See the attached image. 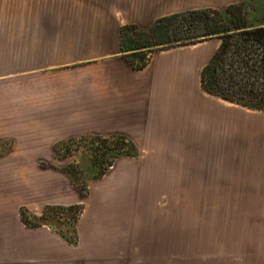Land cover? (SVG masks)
<instances>
[{
	"label": "crops",
	"instance_id": "crops-1",
	"mask_svg": "<svg viewBox=\"0 0 264 264\" xmlns=\"http://www.w3.org/2000/svg\"><path fill=\"white\" fill-rule=\"evenodd\" d=\"M125 4L114 15L95 4L35 16L23 9L20 27L0 24L7 28L0 31V142L11 141L9 153L44 155L54 140L75 135H126L137 145L148 143L153 157L113 165L90 181L85 197H78L63 168L0 163V264H264V180L244 186L245 195L224 197L225 204H245L244 213L217 207L212 255L191 261L176 254L189 253L191 234L205 225L199 214L174 210L167 135H198L200 114L205 124L201 72L221 40L170 45L136 69L122 49L121 28L153 24L143 26L131 0ZM146 5L147 13L163 15L240 5L250 25L264 26V0ZM43 12L48 18L40 20ZM10 27H16L12 33ZM221 198L215 196L217 205ZM49 203L82 205L74 231L56 222H21V207ZM191 220L198 222L192 233Z\"/></svg>",
	"mask_w": 264,
	"mask_h": 264
},
{
	"label": "rangeland",
	"instance_id": "rangeland-1",
	"mask_svg": "<svg viewBox=\"0 0 264 264\" xmlns=\"http://www.w3.org/2000/svg\"><path fill=\"white\" fill-rule=\"evenodd\" d=\"M125 3L126 0H0V24L5 26L10 22L12 26L15 22L20 27L23 9H27L26 15L35 16L40 11L62 10L64 5L75 4L85 8L95 4L114 15L117 8L126 7ZM131 4L136 11L133 12L134 15H137L143 26L154 24L158 19L167 16L160 12L147 13L144 10L147 0H131ZM45 16L46 12H43L40 20L48 18ZM175 27V24L169 27L172 31L169 33L171 39H175L177 35L179 37L174 31ZM15 28L10 27L8 30L12 33ZM148 28L131 29L129 34L140 41L141 35ZM4 30L7 28L0 27L2 35ZM154 31L153 35L148 33L152 35L148 40L151 44L166 39L167 34L162 36ZM166 48L169 46L153 45L150 57L153 52ZM206 98L205 124L202 123L203 115L200 114L198 135H167L172 155L167 157L166 162L172 163L175 168L172 189L175 198L174 210L188 212L191 218L199 214L201 221L198 222L205 225L200 233L195 231L194 238L191 234L189 253H176L180 258L186 259L188 256L191 261L198 260L200 255H212L213 218L217 207L220 213L230 207L234 213L245 212V204H225L224 197L245 195L244 186L253 181L264 180V110L249 108L232 101L226 102L207 91ZM10 147L11 141L0 142V163L24 162L40 164L43 168H63L69 185L77 192L78 197H85L90 181L102 176L113 165L145 164L153 159L148 143L138 141L137 145L126 135H75L60 138L53 141L50 152L44 155L11 154L7 151ZM180 168L183 171H178ZM229 185L235 188L227 187ZM150 190V194H156L154 188ZM215 196H221L222 203L217 205ZM82 209L81 204L49 203L40 208L23 206L20 209L21 222L32 227L56 222L61 230H73ZM38 213L39 216H36ZM198 222L191 220V233L192 224L196 225Z\"/></svg>",
	"mask_w": 264,
	"mask_h": 264
},
{
	"label": "trees",
	"instance_id": "trees-1",
	"mask_svg": "<svg viewBox=\"0 0 264 264\" xmlns=\"http://www.w3.org/2000/svg\"><path fill=\"white\" fill-rule=\"evenodd\" d=\"M174 24L179 37L171 39L169 27ZM131 29L139 28H121V45L136 69L147 65L153 45H181L219 37V47L201 72L202 87L232 102L264 110V26L250 25L240 5L224 11L198 9L164 16L144 31L140 41L129 34ZM152 30L168 37L151 44Z\"/></svg>",
	"mask_w": 264,
	"mask_h": 264
}]
</instances>
